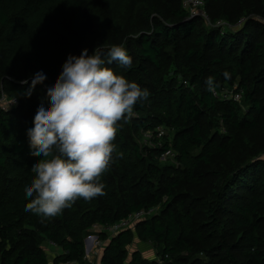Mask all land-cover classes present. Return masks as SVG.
Instances as JSON below:
<instances>
[{"label":"trees","instance_id":"obj_1","mask_svg":"<svg viewBox=\"0 0 264 264\" xmlns=\"http://www.w3.org/2000/svg\"><path fill=\"white\" fill-rule=\"evenodd\" d=\"M199 8L208 19L184 0H0V264H50V243L63 249L52 264H93L85 257L93 234L109 240L101 264H159L130 254L135 235L164 264H264V0ZM114 45L132 66H107L150 95L118 122L105 195L54 217L25 211L24 186L42 158L26 130L50 103L48 84L68 54ZM41 69L47 78L35 80ZM163 125L172 132L159 137ZM141 210L152 212L133 229L94 228Z\"/></svg>","mask_w":264,"mask_h":264},{"label":"clouds","instance_id":"obj_2","mask_svg":"<svg viewBox=\"0 0 264 264\" xmlns=\"http://www.w3.org/2000/svg\"><path fill=\"white\" fill-rule=\"evenodd\" d=\"M132 62L118 45L97 47L91 54L87 48L79 55L68 54L59 75L47 86L50 103L41 102L26 130L33 154L42 158L33 162L34 175L24 186L30 198L25 211L54 217L77 199L105 195L101 176L113 162L118 122L132 117L134 106L150 95L107 66L130 68ZM224 76L229 78V73ZM46 78V70L34 74L35 80ZM206 83L212 91V78Z\"/></svg>","mask_w":264,"mask_h":264},{"label":"built area","instance_id":"obj_3","mask_svg":"<svg viewBox=\"0 0 264 264\" xmlns=\"http://www.w3.org/2000/svg\"><path fill=\"white\" fill-rule=\"evenodd\" d=\"M184 5L185 7H194V8H198L200 7L201 5H203V0H184ZM194 11H197V10H194ZM192 11V12H194ZM223 95L225 97H228V98H233L235 99L236 101H240L242 99V92L241 91H234V90H231V91H225L223 92ZM8 104H15L17 103V100L16 99H11L9 101H7ZM163 132L162 131H159V135H162ZM166 154H163L162 155V158H166L165 157ZM152 212V210L146 212L145 210H141V211H138V212H135L134 214H130L127 218H123L111 225H106V226H98L96 225L94 228L96 229L97 227L98 230H103L104 232H107L109 235L111 234H116L119 230H122L124 228H130V227H134L136 226V224L143 218H145L146 214L147 213H150ZM93 239H96L97 242H99L97 240V235H91L89 236ZM95 248H96V244H95ZM94 248V249H95ZM156 260L159 262V264H164V261L159 258V257H156Z\"/></svg>","mask_w":264,"mask_h":264},{"label":"rangeland","instance_id":"obj_4","mask_svg":"<svg viewBox=\"0 0 264 264\" xmlns=\"http://www.w3.org/2000/svg\"><path fill=\"white\" fill-rule=\"evenodd\" d=\"M191 11H194V10H197V11H194L192 14H194V15H201V14H205V15H203L204 16V18H206V19H208L207 18V13H206V11L205 10H201L199 7L198 8H194V7H188ZM234 87H237V86H234ZM225 91H229V89H226ZM9 101V100H8ZM156 130H159V131H162L163 132V134H165V135H168V134H170L171 132H172V130L168 127V126H165V125H163V126H158V127H156ZM151 131H153V130H151ZM151 131H145V133L146 134H144L142 137H140L139 138V140H138V142H139V144L141 145V146H144V149L146 150V149H148V148H150V146H152V135L151 134H153ZM159 137H161V135L159 136ZM171 151H169L168 153H166V158H162V156H161V159L163 160H161L162 162H168L169 160H167L168 159V156H169V154H171L170 153ZM171 163H173V162H171ZM157 209H159V207H157ZM156 209V210H157ZM135 227V226H134ZM133 226L132 227H130V228H134ZM97 233H98V231H96ZM95 235H97V240L99 241V240H101V242L99 241V242H97L96 241V239H95V241H96V250L95 251H97V254H96V259H97V261L94 263V264H101V260H99V258H101L102 257V255H103V251H104V247L103 246H105V244H107V239L105 240V241H103L102 240V238H100V236L98 235V234H95ZM137 240H138V238H137ZM99 244H100V246H99ZM50 245H51V243L50 244H48V245H46L47 247H50ZM148 245H150L149 243H145V244H143V243H140L139 242V240L137 241V242H135L134 244H132L130 247H129V252H130V254H132V252L134 251V250H136V249H138V250H140L141 252H142V254H144V255H148L149 256V253H150V249L148 250V248H147V246ZM58 249H61V247H58ZM143 249H144V253H143ZM85 254H86V256L90 259L91 257H90V254H88L87 253V250L85 251ZM154 253H153V255H150L149 257H150V259H152L153 257H154ZM86 257V258H87ZM130 257V256H129ZM129 257H128V259H129ZM148 257V258H149ZM156 257V256H155ZM155 257L153 258V259H155Z\"/></svg>","mask_w":264,"mask_h":264},{"label":"crops","instance_id":"obj_5","mask_svg":"<svg viewBox=\"0 0 264 264\" xmlns=\"http://www.w3.org/2000/svg\"><path fill=\"white\" fill-rule=\"evenodd\" d=\"M98 226H100V225H98ZM98 228L99 227H97L95 230H98ZM95 235V234H94ZM91 236V235H90ZM106 239H104L103 241H105ZM100 242H101V240H99ZM107 241V243L109 242V240L107 239L106 240ZM138 240H137V237H136V235H135V237H134V242L132 243V244H134L135 242H137ZM140 242V241H139ZM95 243H96V241H95V239H93V238H89L88 239V241H87V243H85V250H87V253L88 254H90V259L86 256V254H85V257H87V259L91 262V263H95L96 261H97V259H96V254H97V251H95L97 248H95ZM141 243V242H140ZM106 245V244H105ZM99 246H100V244H99ZM147 246V245H146ZM58 247L59 246H57V245H53V244H51L50 245V247H47V251H48V257H49V260H50V264H52V262H53V259H54V257L57 255V254H60V253H62L63 252V249L61 248V249H58ZM104 247V246H103ZM149 247V248H148ZM95 248V249H94ZM147 248H148V250L150 249V253H149V256L150 255H153V253L155 254V251H154V249L151 247V245H148L147 246ZM143 253H144V249H143ZM144 255V254H143ZM146 258H148L149 256L146 254V255H144ZM156 255H154V257H155ZM130 257H131V255H130ZM129 257V258H130ZM153 257V258H154ZM150 258V257H149ZM152 258V259H153ZM99 260H101V258H99ZM65 264H79L78 262H76V261H74V262H70V263H65Z\"/></svg>","mask_w":264,"mask_h":264},{"label":"water","instance_id":"obj_6","mask_svg":"<svg viewBox=\"0 0 264 264\" xmlns=\"http://www.w3.org/2000/svg\"><path fill=\"white\" fill-rule=\"evenodd\" d=\"M89 238H90V237H87V238L85 239V243H87V241H88Z\"/></svg>","mask_w":264,"mask_h":264}]
</instances>
